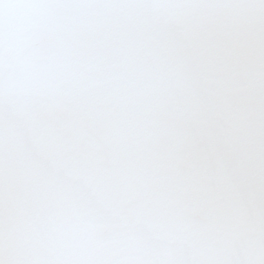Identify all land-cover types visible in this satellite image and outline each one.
Wrapping results in <instances>:
<instances>
[{"label":"snow or ice","instance_id":"snow-or-ice-1","mask_svg":"<svg viewBox=\"0 0 264 264\" xmlns=\"http://www.w3.org/2000/svg\"><path fill=\"white\" fill-rule=\"evenodd\" d=\"M0 264H264V0H0Z\"/></svg>","mask_w":264,"mask_h":264}]
</instances>
